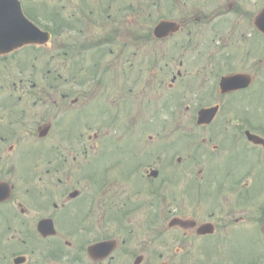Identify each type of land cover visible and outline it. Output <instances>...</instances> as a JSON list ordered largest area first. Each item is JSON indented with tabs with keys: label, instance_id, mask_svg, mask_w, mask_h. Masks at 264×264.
I'll return each instance as SVG.
<instances>
[{
	"label": "flooded vegetation",
	"instance_id": "af4514ba",
	"mask_svg": "<svg viewBox=\"0 0 264 264\" xmlns=\"http://www.w3.org/2000/svg\"><path fill=\"white\" fill-rule=\"evenodd\" d=\"M19 1L28 18L34 20L38 15H44L38 2L44 3L45 0ZM205 3L203 0L201 4ZM223 3L221 0L210 8L202 9L188 5L185 15L170 17L174 27L168 37L186 35L187 66L196 62L199 64L201 59L205 70L209 71L215 58L223 61L224 68L219 72L225 73L217 72L220 75L217 84L212 86L214 90L219 89V81L224 74L241 72L249 76L248 86L221 93L224 97L247 92L249 96L262 99L264 32L259 28L258 18L264 8V0H227L225 5ZM102 11L104 14L99 11L95 16L101 31L92 40L83 29H79V39L87 38L82 41L91 43L101 57L114 53L117 56L116 70L107 67L106 60H101L95 63V67L79 68L73 87L65 84L42 86L33 80L34 64L30 50L26 49L22 55L18 52L29 46L0 53V264H191L192 261L177 258L180 252L186 251L189 255L194 251L195 237L207 241L203 246L206 255L203 264H264V115H242L245 96L244 100L228 99L222 104L215 103L218 110L213 119L199 126L207 130L206 134L198 141L194 139L193 143L190 142L196 134L193 131L186 133L187 137L183 139L188 142L177 143L178 139H175L171 144L167 143V137L172 140L173 133H163L166 138L161 141L157 136V121L161 117L157 116L156 107L150 125H154L158 143L155 142L156 147L147 150V161L142 158L141 150L129 152L128 145L132 136L140 133L128 131L130 122H145L144 111L139 106L131 110L124 100L114 110L95 99L86 101L93 100L88 111L94 121L109 127L115 123L120 126L117 133L106 132V139L101 137V125L88 135V138L102 144L101 147L97 144L95 151L92 150L91 159L76 163L81 149L73 145L61 147L60 143H56L74 134L60 133L51 118L37 124V137L46 142L41 149L36 148L34 106L40 100H35V96L59 92L60 99H53V105L60 109L68 103L76 108V114L84 116L81 105L84 106L88 97L87 87L95 91L97 86H101V92L107 91L108 85L112 87L117 83L112 80L109 84V73L117 75L120 70L127 75L129 65L135 64H130L128 57L124 58L128 37V20L125 18L128 17L124 14L121 20H111L106 25L102 17L109 18L110 15ZM215 15L218 16L213 20L217 19L216 24L211 21L206 24L208 28L218 26L221 30L220 26L224 25L228 29L221 31L225 32L222 42L215 40L220 32L212 37L207 35L208 44L214 40L215 43L207 50L199 47L196 53L203 51L200 58L188 50L197 46V42L192 45L193 25L203 24L208 17ZM241 22L250 29L245 34L233 36ZM110 28L112 30L108 31ZM201 37H204L203 30ZM239 37L242 40L239 43L244 45L238 46L242 47L246 56L250 55L248 58L238 59V55L244 56L238 46H228L231 42L236 44L234 41ZM166 38L154 39L162 41ZM63 39L55 48L65 47ZM118 42L121 45H117L118 49L114 51L113 45ZM182 42V39H177L174 43ZM222 49L230 51L224 54ZM170 53L173 56L176 54ZM254 55L261 57L252 60ZM157 57L156 74L162 69L161 58ZM183 64V59H180L178 65ZM136 65L139 66L138 63ZM176 73L182 75L179 70ZM198 74L200 76L188 79L187 83L195 79V82H200L198 88L201 85L204 89L209 88L204 86L207 85V73H203V78L201 73ZM102 77L108 82L105 83ZM176 78L173 74V83L168 85L169 88H173ZM192 84L189 83L187 88ZM115 87L123 89L124 85L119 82ZM70 88L74 92L72 97ZM133 97L131 99L134 100ZM49 108L57 111L54 106ZM193 120L197 122V116H192ZM214 124L223 126L213 131ZM41 132L44 133L42 137L39 136ZM83 136L82 133L76 135L77 141ZM177 146L181 149L206 147L203 151L204 165L209 170L218 168L214 171L216 174L210 177L212 180H200L196 185L182 179L175 184L174 169L171 170L175 167L174 162L181 164V171L196 167L186 165L187 157L184 159L175 155V150L171 151ZM40 172L43 174L40 175ZM102 173L105 175L101 176ZM200 226H207L210 232L197 233ZM165 234L174 237L171 245L174 254L159 253L157 257V238ZM211 254L216 259L211 258Z\"/></svg>",
	"mask_w": 264,
	"mask_h": 264
},
{
	"label": "rangeland",
	"instance_id": "374dc122",
	"mask_svg": "<svg viewBox=\"0 0 264 264\" xmlns=\"http://www.w3.org/2000/svg\"><path fill=\"white\" fill-rule=\"evenodd\" d=\"M52 1L49 4H46V7H42L44 11L46 12L44 15H38L37 23H39L44 29L50 30L52 33L51 41L48 43L46 48L43 47H27L24 49L19 50V55H22L25 53V50L28 49L32 53L33 56V64H34V75L33 80L35 84H40L42 86H46L48 84L53 85H60L65 84L73 87L75 83L76 75L79 73V68L88 69L92 67L93 61L102 58L101 60L107 61L106 65L111 69L113 67L115 70L118 67L117 62V56L114 55V53L107 54L103 57L99 53L93 55L90 57L93 52H95V49L91 47V43L81 42L79 38L80 33L77 31L78 24L80 23V26L83 27L82 29L85 31V34L89 35V38H95V35H97V32L101 31L100 24L95 19V16L98 14L97 12H101V14H104L102 10L105 11V14H109L110 17L106 18L105 15H103V23L108 25L111 20H121V17L125 14V18L128 20V32H127V43L126 48L124 50V58H129V63H135L133 65H129L130 70L127 71L126 74H122L120 70L117 72V75L115 73H109L110 79H108L109 84H112V80L116 81L117 83L121 82L123 83L124 87L117 88L115 87L114 83L113 86L108 85V90L101 92V86H97L95 88V91L89 90V86L87 87V99L84 100V106L81 105V112H84V116L76 114V108L74 106L68 105L66 103L65 108H58L57 105L52 104V100L56 99L59 100V92L51 91L50 94L47 92L44 96L37 95L35 96V100H40L38 103H35L34 106V130H35V139L34 142L38 141L40 145H43L46 141L44 139H40L37 137V124L41 123L40 121L45 120L47 118H51L56 122L57 128L60 133H69L74 134L73 137H67L66 140L62 142H56L60 143V146H67L71 147L73 145L74 148H80L81 150L78 151V154L76 156V163H79L80 160L85 159H91L93 156V152L95 151L97 144L98 147H101L100 141H95L94 139L88 138L90 133H93L98 126L101 125L100 132L101 137L104 139L107 138L106 132L111 133H117L119 132L118 129H120V126H118L117 123L113 124L112 126H107V124L99 123L94 121L93 118H91L88 108L93 102V100H90L86 102L88 99H95L98 101H101L104 106H107L114 110L121 104V102L124 100V103H128L131 110L134 106H139L144 111L145 114V122H137L133 123L130 122V127L128 131L130 133L134 132H140L134 136H132V139L130 141L129 145V152L131 150H136V152H139L141 150L142 158L145 159L148 155L149 149L156 147V141L155 138V128L154 125H150V119L154 118L155 116V109L157 107V116H171V114H174L177 118V124L172 126L171 128L175 127L173 132V137L178 139L179 133L186 132L185 130L192 129L191 131L195 132L193 139L190 141L191 143L194 142V139L200 140V137L204 136L206 133V129L204 127H198L195 123V120L191 121L192 116H196V111L198 108L202 106H207L213 103H224L223 100L231 99L229 96H223L221 95L217 89H213V85L217 84V78L220 74L225 73V71L219 72L221 68H224L223 61H220V58H215L213 61L212 70L206 71L205 67L203 66V60L201 63V59L199 60L200 63L196 62L192 66H187L185 62H187V37L183 33L178 36L174 35L171 37H168L167 39H164L162 41H158L154 39L152 34V29L154 25L159 21L160 17H182L186 14L188 8L184 9L182 6L184 3L180 0L177 2L175 0H47ZM203 0H187L188 4H192L195 7H198L199 9L202 8H210V5L218 4L221 2V0H205L207 3L201 4ZM224 5L227 3V0H223ZM40 4V3H39ZM105 5V7H104ZM36 7V6H35ZM41 8V5H39ZM196 11V10H195ZM173 12V13H172ZM213 13V12H212ZM218 16L215 15L213 18H207L205 20V23H199L193 25L192 29V35L194 38L193 44L197 42V46H191L188 48V50H192V52H198V48L200 47L201 50H207V48H210L213 43H215V40H219L220 42L223 41V38L225 35V32L228 29V26H220L221 30L218 29V26H215L214 28L208 26L209 22H213V24H216L213 20L217 18ZM237 17V16H235ZM65 21V24L69 27H65L64 29H60L59 22ZM229 22V21H228ZM230 23V22H229ZM111 25V24H110ZM74 26V27H73ZM231 26V25H230ZM95 27V28H94ZM111 27V26H109ZM250 29V27H246L245 23L241 22L239 25H237V31L233 33V36H238L240 34H245L247 29ZM96 29V30H95ZM95 30V32H93ZM112 29L110 28L111 31ZM203 30L204 37L200 38V34ZM104 33L106 32L103 30ZM220 32V35L222 37H219L214 40V42L208 44L207 41V35H217ZM70 37V39H68ZM64 38L65 40V47L63 49L55 48V46L59 43V39ZM71 38L75 39V43H70ZM87 38H83L82 40H86ZM177 39H182V44H175L174 42ZM91 40V41H92ZM242 41L240 37L236 39L234 42L236 44H233L231 42L228 46H238V45H244L239 43ZM201 46H200V45ZM81 45V46H80ZM121 45L120 42L118 44L113 45L114 51H117L118 46ZM205 45V46H204ZM110 46V45H109ZM108 47V46H107ZM111 47V46H110ZM203 47V48H201ZM68 48V49H67ZM171 49H175V55L173 56L171 53ZM238 49L241 50V53L244 56H239V58H245L249 57L250 55H245V52L243 51L242 47L238 46ZM94 50V51H92ZM199 50V53H196L197 56L200 58L203 57V51ZM224 51V54L227 53V49H222ZM22 51V52H21ZM65 51V52H64ZM71 51V52H70ZM233 51V50H232ZM237 51V50H236ZM67 52V53H66ZM161 52V55L159 53ZM81 53V54H80ZM99 54V55H98ZM161 58V71L158 72V74L155 73V70L157 72V68L155 65V61L157 58V66L159 64L158 57ZM217 56V55H215ZM257 55L252 56V60H258L260 55L256 57ZM256 58V59H255ZM180 59H183V65L179 66L178 62ZM195 59V58H194ZM100 60V61H101ZM139 64L137 66L136 64ZM109 65V66H108ZM169 66V68H167ZM156 68V69H155ZM240 68V67H237ZM181 71L182 75L177 77L175 80L174 88L172 91L166 90V86L170 83V79L173 76V74H176L177 71ZM199 73H201V77H204L203 73L206 74V80L204 86H209V88H202V85L198 88V84L200 82L197 80L195 82V79L193 81H189V83H193L191 87L194 88H187L189 87L187 83V80L190 78H194L197 76H200ZM219 72V73H217ZM217 73V74H216ZM157 75V77H156ZM88 74L85 75L87 77ZM90 76V75H89ZM105 77V76H103ZM102 77V78H103ZM128 77V78H127ZM107 78V76H106ZM156 78H157V84H156ZM103 81L106 83L105 78H103ZM90 85V84H89ZM161 86V88L159 87ZM182 88H186L184 91H179ZM212 88L213 90H211ZM71 89V88H70ZM191 89V90H190ZM51 90V89H50ZM127 90L128 93H127ZM71 94L70 97L73 96L74 92L73 89L69 92ZM169 94L171 97L169 98L166 94ZM132 96L133 99H131ZM113 99L114 101L106 100ZM238 100L244 99V97H241L240 94L236 96ZM176 100V102H174ZM246 102L243 104V107L241 108L242 115L247 116H259L264 115V103H262V100H264V96L262 99H258L256 96H247ZM171 101V102H170ZM66 102V101H65ZM134 102V103H132ZM82 104L78 103V105ZM157 104V106H156ZM50 106H54L56 110H53L52 108H49ZM189 106V107H187ZM136 109V108H135ZM154 109L153 115L150 113L151 110ZM176 109V110H175ZM50 111H54L55 113H50ZM109 112V111H108ZM227 114V112H226ZM108 117H105L107 119ZM167 118V117H166ZM166 119H164L165 121ZM188 121V122H187ZM173 123H176V121H173ZM161 124H157L159 126ZM166 125L165 122H162V127ZM213 131H218L222 128V124H214L213 125ZM170 129V128H169ZM81 131V132H80ZM83 131V132H82ZM84 134L83 137H81L77 141V136L80 135V133ZM157 128V136L160 137L161 141L166 138V136L163 133H172V130H165L161 131ZM100 135V134H99ZM114 138V136H113ZM170 137H167V143H172V140L169 139ZM38 139V140H37ZM189 139V138H188ZM116 139H114L115 141ZM155 140V141H154ZM102 141V140H101ZM186 140H179L177 143H184ZM81 142V143H80ZM156 142V143H155ZM165 142V145H166ZM135 143V144H134ZM162 143V142H161ZM170 143V144H171ZM207 144V143H206ZM205 144V145H206ZM203 145V146H205ZM199 147V148H193V149H181L179 146L173 147L171 149L175 150V154H180L183 156V158L188 161L185 162L187 164L196 165L192 170L187 171H181L183 168L180 165H177V162H174L175 167H172L171 170L173 174V180L175 184H178L180 180L185 179L188 182H193L196 185H199L198 181H204L206 179H211L210 177L212 174H216L214 172L218 168L214 169H208L204 165V158H203V151L206 147ZM158 147V145H157ZM168 148L171 146L168 144ZM166 147V148H167ZM131 148V149H130ZM87 149V150H84ZM94 150V151H92ZM161 153H164V151H161ZM35 160L37 159L36 156ZM39 157L42 158V154H39ZM147 161V159H145ZM196 161V162H195ZM195 162V163H194ZM177 166V167H176ZM191 167V166H190ZM92 169H96L92 168ZM98 169V168H97ZM196 169V170H195ZM171 170L168 172L167 176L170 174ZM176 174H175V173ZM43 172H40V175H42ZM105 173H102L101 176H104ZM212 180V179H211ZM81 184L84 185L80 181ZM176 186V185H174ZM99 195V193H97ZM174 237L165 234L164 236H160L157 238V257L159 256V253H162L163 255H173L174 254V247L169 250L166 247V244H171L172 239ZM192 243V242H191ZM207 244L206 239L204 238H194L193 240V252H190L189 255L186 251L180 252L177 259L183 260V261H192L191 264H203V261L205 262L204 258L206 259V255L204 253L205 249L203 248L204 245ZM193 253V254H192ZM194 255V258H193ZM211 258H215L216 256L214 254H211ZM193 259V260H192Z\"/></svg>",
	"mask_w": 264,
	"mask_h": 264
},
{
	"label": "water",
	"instance_id": "95a60500",
	"mask_svg": "<svg viewBox=\"0 0 264 264\" xmlns=\"http://www.w3.org/2000/svg\"><path fill=\"white\" fill-rule=\"evenodd\" d=\"M6 12V9L5 8H1L0 7V14L1 13H4ZM5 24V20H3V18L0 17V25H3ZM20 23L19 22H16L14 21V19L12 18V21H11V25H14V26H18ZM166 23L164 24H160L156 27V31L159 27H161L162 25H165ZM167 25V24H166ZM10 34V33H9ZM24 34V39L20 40V41H14L12 43H9V44H5V43H2L0 42V50H6L10 47H17V46H20L24 43H36V44H42L44 43L45 41L48 40L49 38V33L48 32H44V31H41L40 29H38L36 26H34L32 23H28V30L27 32H25ZM17 34L16 33H11L10 36H16ZM231 80H223V85H224V88H227V85H228V82H230ZM207 114V119H205L206 121H209L211 116H213L214 114V108L212 109H204L201 111V116L203 115H206Z\"/></svg>",
	"mask_w": 264,
	"mask_h": 264
}]
</instances>
